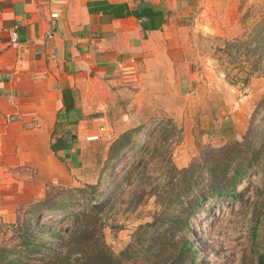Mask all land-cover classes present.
<instances>
[{"label":"crops","instance_id":"crops-1","mask_svg":"<svg viewBox=\"0 0 264 264\" xmlns=\"http://www.w3.org/2000/svg\"><path fill=\"white\" fill-rule=\"evenodd\" d=\"M191 1L0 0V225L13 224L18 208L48 186L73 185L68 161L80 166L77 143L107 130L117 102L131 118L157 105L156 113L179 126L181 142L173 150L179 168L198 137L218 146L245 133L264 77L234 78L221 87L218 80L217 86L197 83L195 44L182 13ZM52 11L57 19H49ZM10 29L16 48L8 43ZM119 62L136 65L137 89L117 80ZM63 90L73 100L69 112ZM70 135V147L50 150L53 138Z\"/></svg>","mask_w":264,"mask_h":264},{"label":"rangeland","instance_id":"rangeland-1","mask_svg":"<svg viewBox=\"0 0 264 264\" xmlns=\"http://www.w3.org/2000/svg\"><path fill=\"white\" fill-rule=\"evenodd\" d=\"M182 13L185 24L191 26L192 33L188 36L196 50L192 66L199 85L203 81L217 86V80L220 87L231 85L234 78L243 82L247 77L249 81L259 76L261 68L264 71V45L255 49L250 41L253 32H257L264 43V0H193ZM202 27L211 30L210 34ZM140 82L141 76L133 86L123 87L133 91ZM153 106L157 107L152 104L148 106L149 111L145 109L131 118V110H125V105L117 102L106 118L108 138L77 143L80 166L73 167L68 161L73 185L49 186L44 190L52 194L73 190L77 205L83 201L76 189L87 193L89 204L109 196L110 205L102 207L100 214L108 226L103 229L104 242L114 254L124 250L135 229L150 222L153 213L159 210L152 190L161 192L164 162L168 160L177 168L181 165L176 164L179 156L173 153L181 142L179 126L156 113ZM259 110L253 120V133L258 132L254 125L264 111L262 107ZM127 130L133 131L128 147L119 158L106 164L109 144ZM209 146L206 137L195 139L184 163ZM90 185H97L94 192L87 189ZM23 214L19 213L21 220ZM58 215L61 214L48 212L38 227L48 226L47 219ZM187 240L192 259L183 264H258V259L264 256V175L261 171H248L237 186L234 201L220 200L211 209L202 207L195 213L189 220ZM17 244L14 228L0 226V247L9 251ZM46 247L47 244L42 251ZM126 256L128 263L138 264L137 254L130 251ZM9 257L14 254L10 253Z\"/></svg>","mask_w":264,"mask_h":264},{"label":"trees","instance_id":"trees-1","mask_svg":"<svg viewBox=\"0 0 264 264\" xmlns=\"http://www.w3.org/2000/svg\"><path fill=\"white\" fill-rule=\"evenodd\" d=\"M134 15L140 18L137 13ZM154 15H148V20H153ZM250 41L255 44V49L264 45L257 32H253ZM260 71L256 74L264 77L263 69ZM61 94L63 109L69 112L73 108L70 90H63ZM259 98L249 115L247 129L239 139L227 140L218 147L202 148L195 158L180 168L168 160L164 162L161 192L155 193L152 188L159 210L153 213L150 222L135 229L131 242L118 254H114L103 239V229L108 226L100 211L110 203L109 196L89 204L87 193L76 189L83 201L77 205L73 190L56 194L46 190L37 201L26 205V210L21 206L18 208L13 224L0 225L13 227L18 240L13 250L0 247V264H130L126 256L130 251L138 255V264H183L191 260L187 240L190 218L202 207L209 210L220 200L234 201L237 186L249 170L258 169L264 175V111L258 124L254 125L258 132H252L256 113L260 107L264 110V93ZM132 133L124 131L112 140L106 164L120 157L128 147ZM73 140L72 135L66 139L56 137L49 148L56 153L70 147ZM96 188L97 185L87 186L90 193ZM21 211L24 213L22 220ZM48 212L61 215L49 217L48 226L38 227L40 219ZM45 244L47 247L42 251ZM10 253L14 257L10 258ZM258 264H264V256L258 259Z\"/></svg>","mask_w":264,"mask_h":264},{"label":"built area","instance_id":"built-area-1","mask_svg":"<svg viewBox=\"0 0 264 264\" xmlns=\"http://www.w3.org/2000/svg\"><path fill=\"white\" fill-rule=\"evenodd\" d=\"M60 0H53L54 3H60ZM58 13L56 11H52L49 14V19L54 20L57 19ZM7 38L9 46L12 48H16L18 46L17 42V33L15 29H10L7 32ZM46 39H51V33L46 34ZM116 77L119 83L122 86H133L138 82V70L134 63L131 62H119L116 64ZM108 134L103 127H100L97 130L96 134L86 136L84 138L85 142H98L102 140L103 137H107Z\"/></svg>","mask_w":264,"mask_h":264}]
</instances>
